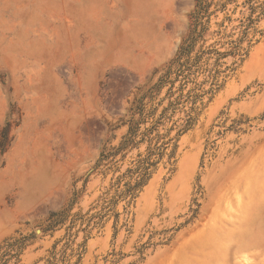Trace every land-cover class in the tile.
<instances>
[{"label":"rangeland","instance_id":"rangeland-1","mask_svg":"<svg viewBox=\"0 0 264 264\" xmlns=\"http://www.w3.org/2000/svg\"><path fill=\"white\" fill-rule=\"evenodd\" d=\"M0 0V264H264V0Z\"/></svg>","mask_w":264,"mask_h":264},{"label":"trees","instance_id":"trees-1","mask_svg":"<svg viewBox=\"0 0 264 264\" xmlns=\"http://www.w3.org/2000/svg\"><path fill=\"white\" fill-rule=\"evenodd\" d=\"M203 7L200 6V1L197 0L195 4V9L190 14V27L187 35L182 40L181 44L179 45V48L177 50V53L175 55L174 61L179 60L182 57V54L187 51V47L189 46L190 42H193L195 40V34L197 33L198 25H200L199 19L202 18L203 15H201Z\"/></svg>","mask_w":264,"mask_h":264}]
</instances>
